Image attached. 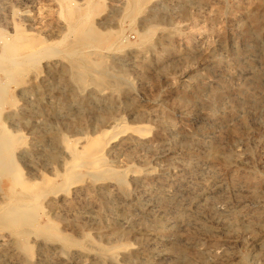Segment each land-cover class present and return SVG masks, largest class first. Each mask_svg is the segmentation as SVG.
Here are the masks:
<instances>
[{
  "label": "rangeland",
  "instance_id": "obj_1",
  "mask_svg": "<svg viewBox=\"0 0 264 264\" xmlns=\"http://www.w3.org/2000/svg\"><path fill=\"white\" fill-rule=\"evenodd\" d=\"M0 68V264H264V0H0Z\"/></svg>",
  "mask_w": 264,
  "mask_h": 264
},
{
  "label": "bare ground",
  "instance_id": "obj_2",
  "mask_svg": "<svg viewBox=\"0 0 264 264\" xmlns=\"http://www.w3.org/2000/svg\"><path fill=\"white\" fill-rule=\"evenodd\" d=\"M129 1V0H128ZM158 1V0H157ZM90 2V1H89ZM88 2V3H89ZM129 4V3H128ZM138 8V7H137ZM143 8V7H142ZM88 11V10H87ZM88 13V12H87ZM71 14L69 13V16H70ZM73 15V14H72ZM89 19V18H88ZM69 29V28H68ZM67 30V29H66ZM73 30V29H72ZM22 35V34H21ZM70 37V36H69ZM8 40H10V39H8ZM7 40V41H8ZM42 42V41H41ZM6 44H7V46L9 45L10 47L12 46V41H9V42H5ZM40 43V42H39ZM38 43V44H39ZM62 43V42H61ZM6 44H4V47H5V45ZM37 44V45H38ZM36 44L35 45H33V46H37ZM75 45H77V44H75ZM23 46H25V45H23ZM31 46V45H30ZM83 46V45H82ZM85 46V45H84ZM32 47V46H31ZM31 47H26V49L27 50H24V51H26L24 54H25V57H26V61L27 60H29V59H27L28 57L30 58H32V56L35 54V51L33 52V51H31ZM78 47V46H77ZM93 47V46H92ZM2 48V47H1ZM7 48V47H6ZM37 48V47H36ZM78 48H80V47H78ZM94 48V47H93ZM150 48V47H149ZM5 49V48H4ZM3 49V50H4ZM7 49H9V48H7ZM7 49H5V50H7ZM35 49V48H34ZM38 49V48H37ZM70 49V48H69ZM72 49V48H71ZM11 49H9V50H7V51H10ZM68 50V49H67ZM80 50H82V48L80 49ZM79 50V51H80ZM41 52V51H40ZM63 52V51H62ZM11 53V52H10ZM68 53H70V55H73V54H76V53H78V49L76 48V47H73V49L72 50H70ZM64 54H65V52H64ZM67 54V53H66ZM65 54V55H66ZM144 54V53H143ZM68 55V54H67ZM6 56V55H5ZM4 56V57H5ZM20 56V55H19ZM18 56V57H19ZM22 56V55H21ZM10 58V57H9ZM25 58H23V60H24ZM7 60V59H6ZM9 60V59H8ZM7 60V61H8ZM17 62V61H16ZM11 63V62H10ZM28 63V62H27ZM5 64V63H4ZM18 64V63H17ZM26 64V63H25ZM89 65V64H88ZM14 66V65H13ZM12 66V67H13ZM17 66V65H16ZM81 66H84V65H81ZM89 66H92V65H89ZM14 68V67H13ZM82 68V67H81ZM1 69V68H0ZM6 69V68H5ZM83 69H84V67H83ZM92 70V69H91ZM247 70V69H246ZM78 71H81V70H78ZM86 72V71H85ZM83 73V75L84 74H86V73ZM91 72V71H90ZM245 72V71H244ZM250 72V71H249ZM77 76V75H76ZM73 77V76H72ZM80 77V76H79ZM249 78V77H248ZM251 80V79H250ZM93 82V81H92ZM255 84V83H254ZM247 92H249V91H247ZM219 96V95H218ZM260 104V103H259ZM256 107V106H255ZM241 112V111H240ZM111 117V116H110ZM120 120V119H119ZM145 130V129H144ZM4 133V132H3ZM139 135V134H138ZM8 136L9 135H7V139H8ZM3 138V137H2ZM1 138V139H2ZM10 140V139H9ZM83 143V142H82ZM107 142H105V141H102V139H100L99 137H94V138H90V139H88L87 140V142H86V144L84 145V147H83V151H81V153H78V156L81 154V155H83V158L85 157V160L83 161L82 159H80V160H75L76 162H78L79 163V161H81V162H83L84 163V165H86L85 164V162H88V164L90 163L91 165V167H95V168H100V167H102L103 169H106V168H109L108 167V165H107V163L105 162V160L103 159V154H104V147H105V144H106ZM6 145V144H5ZM70 145V147L73 149V150H76V147L74 146V143H71V144H69ZM124 145V144H123ZM137 145V144H136ZM109 146V145H108ZM131 146V145H130ZM218 147V146H217ZM216 147V148H217ZM1 148V147H0ZM1 150V149H0ZM212 150V149H211ZM210 151V150H209ZM1 152V151H0ZM215 153V152H214ZM2 155H3V153H2ZM117 157V156H116ZM116 160V159H115ZM240 160V159H239ZM127 162V161H126ZM71 163H72V161H71ZM123 163V162H122ZM70 164V163H69ZM88 166V165H87ZM89 167V166H88ZM122 168V167H121ZM153 169V168H152ZM166 171V170H165ZM113 173H114V175H117V176H120V177H122V179L124 178V175H123V173L124 172H122V171H120V170H114L113 171ZM97 175V174H96ZM11 176V175H10ZM183 176V175H182ZM93 177V176H92ZM99 177V176H98ZM196 177V176H195ZM83 178V177H82ZM192 179V178H191ZM79 180V179H78ZM231 181V180H230ZM23 183V182H22ZM184 184V183H183ZM65 185V184H64ZM60 186V185H59ZM65 186H67V185H65ZM145 186V185H144ZM10 188V187H9ZM50 188V187H49ZM235 188V187H234ZM61 189H63V188H61ZM102 189V188H101ZM78 190V189H77ZM157 190V189H156ZM208 190V189H207ZM33 192V191H32ZM36 192V191H35ZM73 192V191H72ZM54 193V192H53ZM57 193V192H56ZM55 193V194H56ZM41 194H43V193H41ZM125 194V193H124ZM156 194V193H155ZM161 195H162V193H161ZM210 195V194H209ZM17 196V195H16ZM169 196V195H168ZM180 196V195H179ZM200 196V195H199ZM23 197V196H22ZM37 197V196H36ZM42 197H44V196H42ZM10 198H12V196L10 197ZM33 198V197H32ZM157 198V197H156ZM29 199V198H28ZM40 199V198H39ZM145 199H147V198H145ZM15 200V199H14ZM32 200V199H31ZM151 200V199H150ZM159 200V199H158ZM161 200V199H160ZM187 200V199H186ZM214 200V199H213ZM19 202V201H18ZM14 203V202H13ZM17 203V202H16ZM10 204V203H9ZM8 204V205H9ZM18 204H16V206H17ZM137 205V204H136ZM15 206V205H14ZM141 206V205H140ZM5 207V206H4ZM10 207V206H9ZM186 209V208H185ZM123 215V214H122ZM149 217V216H148ZM128 219V218H127ZM168 221V220H167ZM159 229V228H158ZM157 229V230H158ZM151 231H153V230H151ZM23 248H27V249H29V251L31 250V245L28 243V242H24V244H23V246H22ZM122 247V246H121ZM30 253V252H29ZM115 253V252H114ZM113 254V253H112ZM116 254H117V251H116ZM111 256V255H110ZM68 258V257H67ZM111 258V257H110ZM61 259V258H60ZM57 260V259H56ZM102 264V263H101Z\"/></svg>",
  "mask_w": 264,
  "mask_h": 264
}]
</instances>
